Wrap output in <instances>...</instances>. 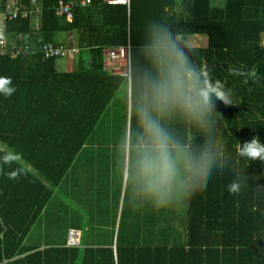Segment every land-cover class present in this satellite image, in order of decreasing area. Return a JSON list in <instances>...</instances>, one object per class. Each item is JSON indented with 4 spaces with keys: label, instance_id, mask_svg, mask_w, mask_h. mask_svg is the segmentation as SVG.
Masks as SVG:
<instances>
[{
    "label": "trees",
    "instance_id": "obj_1",
    "mask_svg": "<svg viewBox=\"0 0 264 264\" xmlns=\"http://www.w3.org/2000/svg\"><path fill=\"white\" fill-rule=\"evenodd\" d=\"M64 1L75 2L72 21L57 14L59 0H36L38 17L25 10L34 7L30 0H0V76L10 77L16 89L8 97L0 92V264H264V190L257 189L264 188V161L237 155L239 143L254 136L264 143V0ZM14 12L16 18H9ZM150 22L170 25L180 36L207 38L205 47L185 50L232 93V105L213 98L228 166L214 168L205 186L186 198L184 246L141 245L121 227L115 252L113 232L102 235L101 247L54 245L60 233L49 232L50 205L58 189L66 192L72 179L69 190L77 195L82 183L76 176L81 172L82 181L101 161L109 176L121 171L117 140L126 125L135 128L131 93L135 77L148 67L139 46L148 41ZM74 31L79 54L66 72L60 62L72 58L46 61L41 49L45 43L72 46L57 35ZM122 46L131 47V81L104 66V50ZM172 127L203 141L190 125ZM238 173L242 185L233 194L228 186ZM65 209L77 214L72 204ZM42 222L45 239H30Z\"/></svg>",
    "mask_w": 264,
    "mask_h": 264
},
{
    "label": "clouds",
    "instance_id": "obj_2",
    "mask_svg": "<svg viewBox=\"0 0 264 264\" xmlns=\"http://www.w3.org/2000/svg\"><path fill=\"white\" fill-rule=\"evenodd\" d=\"M147 43L141 44L148 62L133 81L131 93L135 128L126 125L117 140L121 170L128 158L129 176L141 201L157 208L172 205L201 190L213 169L223 170L231 159L217 127L215 100L234 104L232 93L221 81H212L207 71L196 64L186 45L170 25L150 22ZM123 99L129 108L127 80ZM11 78L0 76V92L6 97L16 90ZM184 123L198 130L203 141L179 135L173 123ZM237 155L264 161V143L258 136L243 145ZM9 178H16L10 176ZM241 174L230 183V193L241 189ZM258 190H264L257 187Z\"/></svg>",
    "mask_w": 264,
    "mask_h": 264
},
{
    "label": "crops",
    "instance_id": "obj_3",
    "mask_svg": "<svg viewBox=\"0 0 264 264\" xmlns=\"http://www.w3.org/2000/svg\"><path fill=\"white\" fill-rule=\"evenodd\" d=\"M81 1L82 0H80V4ZM58 42H71L72 46L70 47H77V32L74 31L71 35L68 34L63 41ZM104 66L110 73H117L107 68L108 63L104 62ZM62 67V70L70 72L74 69V64L71 63V60L67 59V61L63 62ZM108 149H113V147L110 146ZM23 165L26 169L30 168L29 164L25 162ZM92 173L91 170L84 172L81 181V188L84 190L82 207H84L86 211H89L85 232L81 230V228L75 226V222L80 223L82 222L81 220L67 221V237L61 238L60 241L55 242L54 245L67 247L69 231L71 229H78L82 232L83 243H81V248L101 247L103 245L98 242L103 239L102 235L113 232L112 248L115 252V238L121 227L123 231L135 238L136 241H140L141 245L166 247L175 245L184 246L186 242L185 234L187 222L186 198H182L172 205L163 208H157L149 201H141L130 179L128 158L126 156L123 158V170L120 172L110 174L109 176L101 161V163H97V168L95 172ZM106 202H109L110 205ZM50 207L52 212L50 216L56 218L59 208L56 207V203H51ZM71 216H73V213L67 216L68 220ZM89 240L90 242H88ZM46 247L47 244H44L39 249H44Z\"/></svg>",
    "mask_w": 264,
    "mask_h": 264
},
{
    "label": "built area",
    "instance_id": "obj_4",
    "mask_svg": "<svg viewBox=\"0 0 264 264\" xmlns=\"http://www.w3.org/2000/svg\"><path fill=\"white\" fill-rule=\"evenodd\" d=\"M111 4H122L130 5V0H105ZM90 0H82L81 4L89 3ZM30 3L33 4V8H25L28 13H33L36 17L39 16L42 6L36 3V0H30ZM74 2H65L64 0H59L57 6V14L66 17L68 20H73V7ZM17 13H12L9 18H16ZM36 28H39V22H36ZM5 40H0V46L4 47ZM42 53L44 60H52L56 58H74L79 54V49L77 47H70L65 44H55V43H45L42 46ZM17 54H14L15 58ZM104 62L108 63V69L110 71L117 72L128 78L131 81L132 75V61H131V47L122 46L118 48H111L104 50ZM123 62V65L120 66V63ZM82 243V232L78 229H71L68 233L67 247L68 248H78Z\"/></svg>",
    "mask_w": 264,
    "mask_h": 264
},
{
    "label": "rangeland",
    "instance_id": "obj_5",
    "mask_svg": "<svg viewBox=\"0 0 264 264\" xmlns=\"http://www.w3.org/2000/svg\"><path fill=\"white\" fill-rule=\"evenodd\" d=\"M69 33H66V32H61L57 35V40L58 41H63L65 37L68 36ZM183 41H184V44L190 48V49H194V48H198V47H205L206 44H207V38L204 37V36H180ZM0 38L1 40H4V35L0 33ZM1 47V46H0ZM3 49V46L1 47V50L2 51ZM71 60V63L73 64L74 63V59H69ZM67 61V59H64V61L62 60L60 62V66L62 65L63 66V62ZM123 65V62L120 63V66ZM61 66V69H63V67ZM72 67V66H71ZM76 178L78 179V181L81 183V172L76 176ZM70 183L72 185H70ZM69 183V187H68V190L65 192V191H62L63 188H59L58 189V192H57V196L55 197V199L53 200L52 203H56V207L59 208V210L57 211V214L60 216L59 218H53V223H52V230H49V232L51 233V235H54V234H57V233H60V239L63 238V237H67V231L66 229L68 228V222H71V219H74L75 218H79L81 219V216L83 217V220L82 222L79 223V228H81V230H83L85 232L86 230V222H88V218L87 216H89L88 212L89 211H86L84 207H82V195L81 194L84 190L82 189V191H80L77 195H74L72 197V194H71V190H69V188L71 186H73V181L71 179V182ZM80 186H78V189H79ZM81 189V188H80ZM74 205L75 207V211L76 215H74V218L73 216L70 217V219L68 220L66 217L67 215L71 214V209H69L68 211L65 209V207H67V205ZM48 220V218L44 217L43 218V221L44 220ZM42 221V219H41ZM80 221V220H79ZM55 228V229H54ZM47 230L44 228L43 226V222L42 223H38L37 226H36V231L32 232V236H30V239L32 240H35V239H39V240H43L45 239V232ZM54 233V234H53ZM58 238V239H59ZM60 239L58 240V242L60 241ZM48 243H50V241H47ZM90 242V240L88 241ZM45 244V243H44Z\"/></svg>",
    "mask_w": 264,
    "mask_h": 264
}]
</instances>
